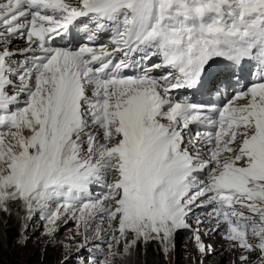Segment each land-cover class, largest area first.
Masks as SVG:
<instances>
[{
  "label": "snow or ice",
  "instance_id": "obj_1",
  "mask_svg": "<svg viewBox=\"0 0 264 264\" xmlns=\"http://www.w3.org/2000/svg\"><path fill=\"white\" fill-rule=\"evenodd\" d=\"M0 214L82 264L185 229L264 264V0H0Z\"/></svg>",
  "mask_w": 264,
  "mask_h": 264
},
{
  "label": "rangeland",
  "instance_id": "obj_2",
  "mask_svg": "<svg viewBox=\"0 0 264 264\" xmlns=\"http://www.w3.org/2000/svg\"><path fill=\"white\" fill-rule=\"evenodd\" d=\"M13 217L15 218L14 222L17 225L18 223L21 225L19 232H17L18 234L11 239V251L18 264H40L47 252H54L62 263L69 259V261H72V258L82 253L83 249L77 253L75 246L82 242V238L76 237L74 242L71 241L72 232L59 229L55 234V241L50 243V241H53V237L44 234L45 223L38 224L36 218L22 222L17 220L15 216ZM69 244L72 245L70 250L67 247ZM146 250L148 251H146L147 254L145 256L143 254L144 249L143 247L141 248V255L137 258L139 264H146L149 259H154L159 254L163 255L159 251V245L156 243L149 244ZM163 258L166 264H195L193 261V250L189 246L183 245L182 241L178 239L175 240V250L167 256L163 255ZM209 258H211V261L206 260L204 264H219L220 261H223L222 257L220 259L219 253Z\"/></svg>",
  "mask_w": 264,
  "mask_h": 264
},
{
  "label": "clouds",
  "instance_id": "obj_3",
  "mask_svg": "<svg viewBox=\"0 0 264 264\" xmlns=\"http://www.w3.org/2000/svg\"><path fill=\"white\" fill-rule=\"evenodd\" d=\"M35 218H36V222L38 224L45 223L44 220L41 219L39 216H37ZM189 223L193 225V228H195L194 221L190 220ZM58 227H59V229H65V230H68L72 233H74L76 231L75 222L72 220H69L66 223L63 221H60V222H58ZM77 237L80 238L81 236H77ZM176 239L182 241L183 245L189 246L193 250V261L196 264V255L197 254L195 251V242H194V238H193V231L191 229L181 230L177 234ZM204 239L206 242L212 244L216 248L217 253H219V255H220V259L222 257L225 264H234V261L236 260V253L234 251H228V252H224L223 254H220V249L225 246L226 241L222 240L221 237L218 235L212 236V237H204ZM90 251L95 252V248H93L91 245H89L88 248L83 249L81 254L72 258V261H69L70 260L69 259L66 262L63 261V263L65 262V264H82L83 259L88 257ZM146 251H148V250H146ZM158 257L163 262V264H166V261L163 258V255L159 254ZM206 260L211 261V258L208 257Z\"/></svg>",
  "mask_w": 264,
  "mask_h": 264
},
{
  "label": "trees",
  "instance_id": "obj_4",
  "mask_svg": "<svg viewBox=\"0 0 264 264\" xmlns=\"http://www.w3.org/2000/svg\"><path fill=\"white\" fill-rule=\"evenodd\" d=\"M0 218L7 220V227L4 229L7 233V238L4 240L2 249H0V264H18L14 254L11 251V239L18 234L21 225L16 224L15 218L12 217L10 220L7 216L0 215ZM13 241V240H12ZM40 264H65L62 263L57 255L53 252H47L44 256V260ZM146 264H163L159 257L149 259Z\"/></svg>",
  "mask_w": 264,
  "mask_h": 264
}]
</instances>
